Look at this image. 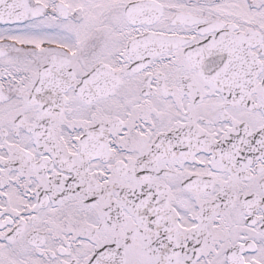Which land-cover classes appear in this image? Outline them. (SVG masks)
Masks as SVG:
<instances>
[{"label":"snow or ice","instance_id":"6c2138e0","mask_svg":"<svg viewBox=\"0 0 264 264\" xmlns=\"http://www.w3.org/2000/svg\"><path fill=\"white\" fill-rule=\"evenodd\" d=\"M0 264H264V0H0Z\"/></svg>","mask_w":264,"mask_h":264}]
</instances>
